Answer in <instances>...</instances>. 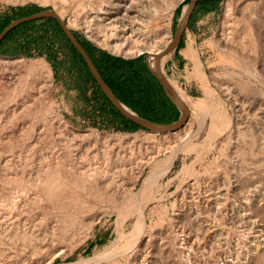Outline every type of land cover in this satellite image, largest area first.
Here are the masks:
<instances>
[{
    "label": "rangeland",
    "instance_id": "obj_1",
    "mask_svg": "<svg viewBox=\"0 0 264 264\" xmlns=\"http://www.w3.org/2000/svg\"><path fill=\"white\" fill-rule=\"evenodd\" d=\"M125 1L65 0L61 4L54 0H0V18L10 8L36 5L56 11L57 5L63 9L61 17L67 25L92 45L121 58L144 55L147 63L148 51L126 53L145 43L155 50L164 44L160 53L164 52L186 4L179 15L176 10L185 0L174 11L169 38L160 36L156 29L158 34L130 41L121 50L88 36L83 22L89 23L100 9L109 8L115 14V6L122 7ZM142 1L132 0V4L138 5L139 13L146 11L148 15L159 13L166 2ZM215 1L216 10L197 17L183 35L182 48L164 65L166 75L194 102H208L209 118L205 117L201 129L193 109L184 126L170 134L101 130L84 117L89 108L84 97L70 88L73 78L65 73L55 75L45 55L37 50H32L30 57L8 55L13 41L5 54H0L1 58L40 59L52 75L48 95L37 74L25 81L14 95L21 102L18 116H12L11 103L0 107V129L5 126L0 134V264H44L53 252L59 253L52 264H67L91 258L116 240L119 247L127 246L136 235L137 196L132 193H137L149 173L173 152L177 156L171 169L162 180L151 182L145 200L147 229L142 237L148 238L150 253L149 263H140L264 264V0H248L258 3L252 7H245L243 0ZM227 3L230 8L225 15ZM107 21L109 25L100 26L92 22L99 36L110 25L119 24L116 16ZM221 39L232 45L231 62L223 59L228 53L223 51ZM111 44L121 46L123 41ZM214 113L225 114L227 126L210 135L215 121L210 114ZM91 130L111 135L142 134L143 141L106 149L76 133ZM118 152L121 160L116 158ZM147 155H153V160L134 191L126 193L130 168ZM128 159H133L131 165ZM104 169L108 170L105 177H98L105 187L99 186L98 194L91 192L89 181L81 174ZM52 171L81 177L85 189H69V196L55 200L42 196L37 179ZM17 181L30 188L21 189ZM119 212L122 215L118 218Z\"/></svg>",
    "mask_w": 264,
    "mask_h": 264
},
{
    "label": "bare ground",
    "instance_id": "obj_2",
    "mask_svg": "<svg viewBox=\"0 0 264 264\" xmlns=\"http://www.w3.org/2000/svg\"><path fill=\"white\" fill-rule=\"evenodd\" d=\"M5 1L8 3H12L13 0H5ZM21 1H26V0H21ZM36 1H39L41 3L48 2V0H36ZM54 1H57V2L60 1V3L65 2V0H54ZM182 1L183 0H166V2L162 5V9H160L159 13L158 12H153V13L151 12V14L148 15V14H146V11H142L144 14L139 13L137 10L138 5L137 4H136L137 6L133 5L132 0H126L122 7H119V6L116 7L115 6V9L118 10V11L116 10L117 13H115V14L110 13L109 8H108V10L106 8H104L102 10L100 9V10H97L95 12V14L89 20V23H84V22L82 23L81 22L82 23L81 25L83 26V29L88 34V36L91 37L92 39H95L98 41L100 40L102 44L104 43L103 41L106 40V42L109 44V46L111 45L112 48L118 47V49L122 50L123 48L128 46L127 44L130 41L136 42L140 37L146 38L148 36L155 35V33L157 32L156 29L158 31L160 30V32H159L160 36L161 35H168V38H169L170 27L172 24V18H173L174 11H175L177 5ZM243 1L244 2H242V3H244L245 7H252V6H254V4H258L257 2L253 3V2L248 1V0H243ZM139 4H141V3H139ZM55 7H56L57 14L62 16V14H63L62 10L63 9L57 5ZM62 7H63V5H62ZM139 7H141V6H139ZM229 8H230V5H228V3L225 4V6H224L225 15H227ZM130 10L133 12H130ZM102 11H104V12H102ZM152 11H153V9H152ZM130 13H133V14L135 13V14L130 17ZM154 13H155V15L152 18V14H154ZM115 16H116V18L119 19V22H118L119 24L115 26V23H114V24L110 25L112 27L108 26L109 28L106 29L105 32L102 33V36H99L100 33L98 32L97 28L93 27L92 22L98 23L99 26H100V24H108L107 20H110L112 17H115ZM76 18H78V17H76ZM111 22H113V21L111 20ZM122 22H125L126 25H124V23H122ZM105 28H107V27L105 26ZM157 34H158V32H157ZM246 35L250 36L251 34L249 35L248 33H246ZM112 38L115 40H112ZM3 39H4V37L0 39V43ZM117 39H119V41H123V45L115 46L113 44V46H112L111 43H115V41ZM146 41H147V39H146ZM228 42H229V40L223 41V39H221V41H220V45L223 47V48L222 47L221 48L223 49L224 52L228 53V54H224L225 57L223 59L225 62H231L233 60V58L230 56L232 53L231 50H233L232 45H230ZM111 47H109V48H111ZM164 47L165 46L163 44L158 49L155 50V49H153V47H150L149 45H147L145 43V44H141L140 46H138V48L134 52L129 51L126 54H128L130 56L131 54L135 55V54L140 53V52L148 51L149 52V55L147 56L148 66L157 75V77L161 79L162 76L164 75L165 62L171 56V51L168 48L164 52L160 53V50H162V48H164ZM112 48H111V50L113 51L114 49H112ZM255 69H256L255 67L251 68L252 71H255ZM34 74H37L41 78V81L44 84V87L46 88L45 94L48 95L47 89L51 85L52 75H51V71H50L49 67L46 65V63L44 61H42L40 59L27 60V59H23V58L9 59V58H1L0 57V107L5 106L6 103L7 104L11 103V105L9 106V109H10L12 116L13 115L18 116L19 110L21 108V104H20L21 102L19 101L18 96L14 97V95L16 93H19V90L22 87H24V85H26L25 81L28 78L32 77L31 75H34ZM257 77H258V75H257ZM36 78L38 79V77H36ZM175 93L184 105H186L188 108L191 107V108L195 109V113H193V114H195L196 121H198V123H199V129H201L204 126L203 124H204L205 117L207 115L209 116V113L207 110L208 109V107H207L208 102L205 103V99H198L195 102H192V101H190V99L188 97H186L178 89L175 90ZM178 93H179V95H178ZM0 111H2V110H0ZM210 113H212V112H210ZM224 115L223 114L219 115L217 113H214L212 115L210 114V116L213 119H215L214 123L212 124L210 135H213L214 132L221 130L225 126H227V120H226ZM4 127L5 126L1 127L0 134H1V130H3ZM76 133L78 135L82 136L84 139H88L89 141H91L93 143L101 144L102 147L106 148V149L109 147L113 148L112 146L121 147V146H124L127 144L133 145V144H137V143H142V141H143V139H140L142 134L111 135V134L100 133L98 131H92V130L82 132V133H78V132H76ZM159 148H161V147H159ZM176 154H177V152L171 153V155L169 157H167L166 160L162 161L163 163L160 167H157V169L150 172L149 175L143 181L139 191L135 194H133L132 192L134 191V188L136 187V184L138 183L139 179L141 178L146 166L149 165V163L153 160V157H152L153 155L152 156L147 155L144 158H142V160H140L139 162H136V163L131 162V160H133V159H131V160L128 159L127 164L131 165L130 163H133L134 166H132L129 170V177H128L127 182L125 183V185H126L125 192L126 193H132V196L133 195L137 196V197H135V198H137V201L135 204L136 205V214H135L136 215V223L134 226V230L136 231L135 232L136 235L134 234V236L130 240L131 242L129 241V244L125 247L124 246L119 247L118 246V240H116L113 243H111L109 246H107L103 251L99 252L98 254L94 255L91 258L81 259L79 261H76L73 263H67V264H141L142 262L149 263L148 262V259H149L148 254L150 252L148 251V249H149L148 248V238L142 237V235L144 234V231L147 229L146 213H145V211H146L145 200H147L149 198L151 182L154 181L155 183H157V181L162 180L167 175V173L169 172V170L171 169V167L175 161V158L177 156ZM119 155H121L120 152L117 153L116 158H120V157H118ZM140 158L141 157H139V159ZM120 160H121V158H120ZM125 162H127V160ZM107 171L108 170L104 169L103 171H97L96 170L94 173H93V171H91L92 173L88 172V173H82L81 174L83 177H85L87 179V182L89 181L88 189L91 192L94 191L96 194L99 193L98 188H99V186H103V184H101L102 181L98 176L102 175V178H104L105 177L104 174H106ZM37 181H40V186H41V188H40L41 193L40 194L42 196L50 199V200H55L56 198L59 199L61 196H65V195L69 196L70 194H69V192H67V191H69V189L72 190L73 188H79V187L82 190L85 189V183H82L83 179L81 177H80V179H77L75 177H70L68 175H65L61 172H55V171L48 172L45 175H43L40 179L38 178ZM83 182H85V181H83ZM18 185L23 190H26L25 188H28V187L30 188V185L29 186L26 185L25 182H23V181L18 182ZM103 187H105V186H103ZM21 189H20V191H21ZM34 190H35V188H34ZM107 191H108L107 189L106 190L104 189V192H107ZM29 192L30 191H28L27 194H29ZM21 202L22 201L20 200V203ZM14 205H15V203H14ZM15 209H17V208L15 207ZM120 212H119L118 218L121 217V215H122L121 214L122 212L121 213ZM91 227H92V224L89 226V228H91ZM125 244H127V243H125ZM57 254L53 252V254L50 257H48V259L45 260L44 264H52L54 262L56 256H57Z\"/></svg>",
    "mask_w": 264,
    "mask_h": 264
},
{
    "label": "trees",
    "instance_id": "obj_3",
    "mask_svg": "<svg viewBox=\"0 0 264 264\" xmlns=\"http://www.w3.org/2000/svg\"><path fill=\"white\" fill-rule=\"evenodd\" d=\"M188 2L189 0H185L178 7L176 15H179L183 6ZM217 5L218 1L215 0L199 1L190 18L188 29L198 16L216 10ZM39 10L40 7L36 5L10 8L0 18V32L14 16L26 15ZM75 35L102 79L119 101L141 118L156 124H171L179 118V110L164 95L161 86L147 68L144 55L133 59L113 56L95 47L76 32ZM9 40L13 41V46L8 55L30 57L32 50H37L39 54L47 57L55 75L65 73L73 78L74 82L70 88L84 97L89 108V113L84 117L92 119L94 127L122 133H133L139 129L138 126L122 117L100 91L83 59L70 44L54 19L20 24L3 39L0 43V50ZM182 46L183 39L179 43L177 52ZM63 50H65L64 54H62ZM88 92H90V96L86 95Z\"/></svg>",
    "mask_w": 264,
    "mask_h": 264
},
{
    "label": "water",
    "instance_id": "obj_4",
    "mask_svg": "<svg viewBox=\"0 0 264 264\" xmlns=\"http://www.w3.org/2000/svg\"><path fill=\"white\" fill-rule=\"evenodd\" d=\"M199 1H203V0H189L185 8L183 9L180 15V18L177 22L174 36L171 38L170 44L168 45V49L171 51V56L168 59H171V57H174L176 50L179 46V43L182 40V37L189 26L190 18ZM45 19H54L59 24L65 36L69 40L70 44L73 46L76 52L83 59L86 67L91 73V76L95 80L100 91L105 95L107 100L113 105V107L119 112V114L122 117H124L126 120L138 126L139 128L138 130L151 132V133H157V134H170V133H173L174 131L179 130L189 120L190 114L193 111V108L191 107L188 108L186 105H184L181 102V100L177 97L175 90L178 89L186 97H188L190 101L192 102H194L193 99L182 88L178 87L174 83V81L168 75H166L165 71H164V75L162 76V78L161 79L158 78L157 75L149 68L148 63H146L147 68L149 69L151 74L154 76L155 80L161 86L164 95L166 96L168 101L175 108L179 110L180 112L179 118L171 124H167V125L156 124V123H153V122H150L148 120L141 118L137 113H135L133 110H131L121 101H119V99L113 94L112 90L108 87V85L102 79L97 68L95 67L89 55L87 54L85 49L82 47L79 39L75 35V32L67 25V22L60 15H58L57 12L53 9L40 7L39 11H34L26 15L18 14L14 16L11 19V21L0 32V39L3 37L5 38L10 32H12V30L15 27L19 26L20 24L31 22V21H37V20H45ZM11 42H12L11 40L6 42V44L0 50V54H4L6 52ZM94 46L99 48V46L97 45H94ZM133 58L135 57L134 56L124 57V59H133Z\"/></svg>",
    "mask_w": 264,
    "mask_h": 264
},
{
    "label": "crops",
    "instance_id": "obj_5",
    "mask_svg": "<svg viewBox=\"0 0 264 264\" xmlns=\"http://www.w3.org/2000/svg\"><path fill=\"white\" fill-rule=\"evenodd\" d=\"M2 41H3V40H2ZM2 41H1V42H2Z\"/></svg>",
    "mask_w": 264,
    "mask_h": 264
}]
</instances>
